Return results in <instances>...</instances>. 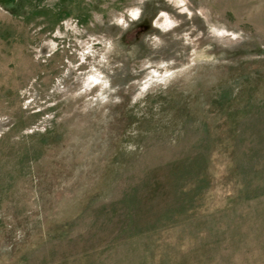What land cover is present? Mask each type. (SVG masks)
I'll list each match as a JSON object with an SVG mask.
<instances>
[{"label": "rangeland", "instance_id": "rangeland-1", "mask_svg": "<svg viewBox=\"0 0 264 264\" xmlns=\"http://www.w3.org/2000/svg\"><path fill=\"white\" fill-rule=\"evenodd\" d=\"M0 264H264V0H0Z\"/></svg>", "mask_w": 264, "mask_h": 264}]
</instances>
